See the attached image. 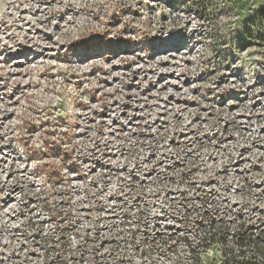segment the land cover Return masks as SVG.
I'll use <instances>...</instances> for the list:
<instances>
[{
  "label": "rangeland",
  "instance_id": "374dc122",
  "mask_svg": "<svg viewBox=\"0 0 264 264\" xmlns=\"http://www.w3.org/2000/svg\"><path fill=\"white\" fill-rule=\"evenodd\" d=\"M243 1L0 0V264H264Z\"/></svg>",
  "mask_w": 264,
  "mask_h": 264
},
{
  "label": "trees",
  "instance_id": "16d2710c",
  "mask_svg": "<svg viewBox=\"0 0 264 264\" xmlns=\"http://www.w3.org/2000/svg\"><path fill=\"white\" fill-rule=\"evenodd\" d=\"M192 1V0H191ZM231 2H232V4L234 3V5L235 6H237V8L239 9V11H242V9H243V7H244V5H246L247 4V2L244 4L243 2V0H230ZM230 2V3H231ZM244 4V5H243ZM71 167H73V166H71ZM74 169V168H73ZM262 242H263V245H264V238L262 237ZM257 241V240H256ZM259 241V240H258ZM261 242V243H262ZM263 245H261V244H259V242L257 243L256 242V244H254L253 246L254 247H256L257 248V253H258V255H262L263 256V258H264V250H263ZM248 261V260H247ZM246 261V263L245 264H249L248 262Z\"/></svg>",
  "mask_w": 264,
  "mask_h": 264
},
{
  "label": "bare ground",
  "instance_id": "6f19581e",
  "mask_svg": "<svg viewBox=\"0 0 264 264\" xmlns=\"http://www.w3.org/2000/svg\"><path fill=\"white\" fill-rule=\"evenodd\" d=\"M107 191L110 193L111 191H114L113 190V188H111V187H109V188H105V186L104 187H102V191H101V194H104V193H107ZM108 193V194H109ZM113 193V192H112ZM105 195V194H104ZM111 195V194H110ZM115 196V195H114ZM119 198V197H118ZM104 199V198H103ZM113 199V198H112ZM105 200V199H104ZM120 201V200H119ZM97 203V202H96ZM97 204H100V203H97ZM106 204V203H105ZM115 218V217H114ZM96 247V246H95ZM110 254V253H109ZM105 255V254H104Z\"/></svg>",
  "mask_w": 264,
  "mask_h": 264
},
{
  "label": "snow or ice",
  "instance_id": "6c2138e0",
  "mask_svg": "<svg viewBox=\"0 0 264 264\" xmlns=\"http://www.w3.org/2000/svg\"><path fill=\"white\" fill-rule=\"evenodd\" d=\"M155 2L159 3V0H155ZM153 11H155V9H153ZM163 35H164L163 31H161L160 36H163ZM156 39L160 40V37H157Z\"/></svg>",
  "mask_w": 264,
  "mask_h": 264
}]
</instances>
